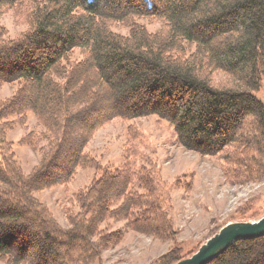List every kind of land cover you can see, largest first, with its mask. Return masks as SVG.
<instances>
[{"label": "trees", "instance_id": "16d2710c", "mask_svg": "<svg viewBox=\"0 0 264 264\" xmlns=\"http://www.w3.org/2000/svg\"><path fill=\"white\" fill-rule=\"evenodd\" d=\"M11 10L26 29L8 38L0 25V84H19L0 103V259L7 264H91L122 238L101 231L107 218L172 237L170 189L154 164L127 160L110 172L84 152L113 119L157 116L185 150L218 156L236 178H264V92L263 101L255 95L264 90V0H0V17ZM137 20L161 27L148 32ZM75 50L81 61H71ZM27 113L46 132L23 138L40 153L24 174L5 133L10 117ZM85 166L98 176L77 194L79 212L63 228L35 193ZM225 224L187 254L173 247L151 264L191 256ZM208 264H264V236L237 241Z\"/></svg>", "mask_w": 264, "mask_h": 264}, {"label": "rangeland", "instance_id": "374dc122", "mask_svg": "<svg viewBox=\"0 0 264 264\" xmlns=\"http://www.w3.org/2000/svg\"><path fill=\"white\" fill-rule=\"evenodd\" d=\"M15 13L14 10L7 11L0 17V25L5 28L8 38H14L26 29ZM136 23L148 32L161 27L154 20H137ZM113 31L127 35L129 28L116 27ZM82 58L81 52L75 50L71 61ZM212 77L221 84L229 81L223 73H215ZM18 87L17 83H1L0 103L11 98ZM263 92L262 89L255 93L261 101ZM8 121L12 127L5 133L6 140L12 144L18 166L28 174L38 164L40 153L23 143V138L29 134L39 136L46 129L32 113H27L24 119L13 116ZM84 152L95 165L110 172L123 168L127 160H136L147 168L154 164L170 189L171 207L167 219L173 230L171 238L163 239L127 229L125 221L107 218L100 225L101 231H120L122 238L102 251L100 259L91 264H151L177 246L185 255L221 225L244 219L253 221L264 215V178L253 181L245 173L236 178L230 174L232 168L218 156H202L185 150L176 142L174 129L157 116L113 119L93 133ZM97 176L93 167L78 168L69 182L38 191L35 197L49 209L61 227L67 228L68 217L79 212L77 194ZM119 204H112V209ZM0 264L7 263L0 259Z\"/></svg>", "mask_w": 264, "mask_h": 264}, {"label": "water", "instance_id": "95a60500", "mask_svg": "<svg viewBox=\"0 0 264 264\" xmlns=\"http://www.w3.org/2000/svg\"><path fill=\"white\" fill-rule=\"evenodd\" d=\"M264 236V215L253 221L229 222L203 242L189 257L173 264H208L240 240Z\"/></svg>", "mask_w": 264, "mask_h": 264}]
</instances>
